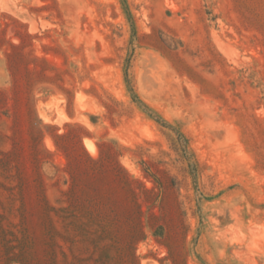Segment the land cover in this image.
Returning a JSON list of instances; mask_svg holds the SVG:
<instances>
[{
    "label": "rangeland",
    "instance_id": "374dc122",
    "mask_svg": "<svg viewBox=\"0 0 264 264\" xmlns=\"http://www.w3.org/2000/svg\"><path fill=\"white\" fill-rule=\"evenodd\" d=\"M0 264H264V0H0Z\"/></svg>",
    "mask_w": 264,
    "mask_h": 264
},
{
    "label": "trees",
    "instance_id": "16d2710c",
    "mask_svg": "<svg viewBox=\"0 0 264 264\" xmlns=\"http://www.w3.org/2000/svg\"><path fill=\"white\" fill-rule=\"evenodd\" d=\"M126 14L128 15L129 19L131 20V16L129 14V11L126 9ZM125 76H126V79H127V82H128V74L127 72L125 73ZM130 92H132V89H129ZM142 110L144 112H146V114L149 115V117H151L155 122H157L158 124L162 125L163 127H170V126H167L168 124L166 122H164V120L160 119V118H157L155 116H153V114H149V109L146 108H142ZM177 146L179 147V151L180 153H182L183 157H184V160L189 162L190 163V175L193 177L194 179V182L197 181V176H198V165L196 162H191V155H192V152H191V149H190V146H189V143H188V140H186L185 136L182 134V133H179L177 132ZM83 194H81L82 196ZM84 204V203H83ZM82 203L80 204L81 206L83 205ZM101 214V213H100ZM135 218V217H134ZM137 220V219H136ZM132 260H133V263L136 261V258L135 256H132Z\"/></svg>",
    "mask_w": 264,
    "mask_h": 264
}]
</instances>
